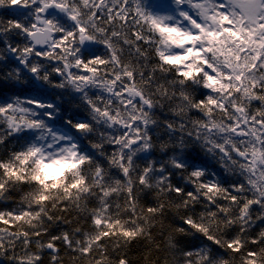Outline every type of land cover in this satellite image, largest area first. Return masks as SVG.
<instances>
[{
	"label": "snow or ice",
	"instance_id": "6c2138e0",
	"mask_svg": "<svg viewBox=\"0 0 264 264\" xmlns=\"http://www.w3.org/2000/svg\"><path fill=\"white\" fill-rule=\"evenodd\" d=\"M14 191L0 264H264V0H0Z\"/></svg>",
	"mask_w": 264,
	"mask_h": 264
},
{
	"label": "trees",
	"instance_id": "16d2710c",
	"mask_svg": "<svg viewBox=\"0 0 264 264\" xmlns=\"http://www.w3.org/2000/svg\"><path fill=\"white\" fill-rule=\"evenodd\" d=\"M12 201H0V210H5L7 208L15 207V200L19 199L20 193L18 191H14L12 194ZM259 229H257L258 231ZM55 229L53 232L55 233ZM129 258L132 260L133 264H141L140 257L143 256L146 252V246L144 242H134L128 249Z\"/></svg>",
	"mask_w": 264,
	"mask_h": 264
},
{
	"label": "bare ground",
	"instance_id": "6f19581e",
	"mask_svg": "<svg viewBox=\"0 0 264 264\" xmlns=\"http://www.w3.org/2000/svg\"><path fill=\"white\" fill-rule=\"evenodd\" d=\"M2 264H8V261H7V260H4V261L2 262Z\"/></svg>",
	"mask_w": 264,
	"mask_h": 264
}]
</instances>
